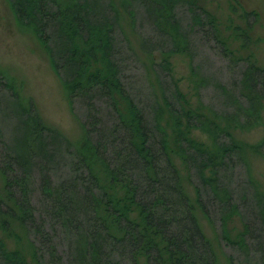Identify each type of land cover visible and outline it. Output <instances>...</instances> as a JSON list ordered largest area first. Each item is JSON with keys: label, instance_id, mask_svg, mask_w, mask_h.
Returning <instances> with one entry per match:
<instances>
[{"label": "trees", "instance_id": "16d2710c", "mask_svg": "<svg viewBox=\"0 0 264 264\" xmlns=\"http://www.w3.org/2000/svg\"><path fill=\"white\" fill-rule=\"evenodd\" d=\"M206 1L7 0L17 24L31 31L48 53L72 112L76 104L85 111V137L75 146L45 124L34 102L25 101L0 70V116L14 124L9 139L0 128L1 225L14 236L15 226L21 229L33 264H218L197 209L221 231L222 241L249 260L251 224L245 223L234 239L229 236L232 221L242 217L230 176L246 165L235 133L263 125L264 66L232 49L231 41L249 50L259 17L241 11L243 25L231 22L226 35ZM238 9L235 2L232 10L239 14ZM182 10L190 15L188 25L181 20ZM122 15L141 50L162 57L151 65L154 81L146 105L122 79L117 59L119 35L126 34ZM141 18L152 35L138 31ZM197 31L216 44L239 75L232 87L215 85L225 101L222 112L203 103L201 93L212 81L196 66L191 68L192 94L183 91L173 74V56L193 63ZM197 132L208 142L198 139ZM263 148L264 140L253 149L263 155ZM62 164L67 179L54 182L52 174ZM38 173L40 215L31 202ZM184 179L195 191L194 200ZM252 191L255 215L264 226V195L256 187ZM227 260L237 264L233 256ZM0 264L32 263L22 249L11 251L0 241Z\"/></svg>", "mask_w": 264, "mask_h": 264}, {"label": "rangeland", "instance_id": "374dc122", "mask_svg": "<svg viewBox=\"0 0 264 264\" xmlns=\"http://www.w3.org/2000/svg\"><path fill=\"white\" fill-rule=\"evenodd\" d=\"M114 1L117 5L119 4V0ZM235 2L239 7V14L232 10ZM204 5L220 22L226 35H229L231 22L241 24L238 21L241 11L257 13L259 19L251 33L253 43L250 49L242 50L240 44L234 40L231 41V47L243 56H254L258 64L264 66V0H207ZM180 17L185 25L190 23V15L187 11H180ZM122 22L126 34H123L124 37L122 34L119 35L120 47L117 56L122 69V79L132 96L142 105H146L150 101L148 94L151 91L148 88L154 81L151 65L155 61L160 62L162 57L146 55L141 50L140 40L132 32L130 21L125 15H122ZM137 27L143 35H152L150 25L142 18ZM192 41L195 46L193 63L183 55L173 56L171 61L174 77L180 81L183 91L192 94L191 68L196 66L202 76L212 81L211 85L205 87L201 93L203 103L222 112L225 109V101L221 91L215 85L218 83L232 87L239 75L230 70L228 63L219 55L214 42L205 40L198 31L192 37ZM0 70L15 82L25 101L32 100L34 102L48 127L61 132L75 146L82 144L85 137V130L82 126V119L85 116L84 109L76 104V112H72L67 92L52 66L48 53L31 31L17 24L7 0H0ZM13 125L12 120L8 121L0 116V128L4 132L5 139L10 138ZM195 136L203 142H208L207 137L199 132ZM235 138L244 148L246 165L242 164L235 170L234 176H230V187L234 192L236 204L241 207L242 217H236L232 221L229 227V236L234 239L239 232L244 230L245 223L251 224L253 231L248 241L249 260L245 259V256L237 248L229 247L225 241L220 239L221 231L215 230L199 209L196 214L204 233L215 249L218 264H229L227 256H233L237 264H264V226L255 215L258 209L255 208L257 204L253 199L254 192L252 191L256 187L264 195V148L263 155L257 154L253 149L264 140V120L262 126L253 130L236 132ZM179 167L183 170L182 165ZM52 178L54 182L67 179L66 167L63 164L61 167L59 166L53 172ZM249 179L254 187L249 183ZM40 181L38 173L31 184V202L37 215H40L43 208V192ZM184 183L187 193L194 200L193 187L188 184L186 179H184ZM4 187V178L0 173V200L4 194ZM246 194H249L248 197ZM213 212H215L213 217L217 220L216 225L219 228L217 209L214 208ZM1 221L0 216V241L11 251L22 249L29 262L33 264L30 244L24 233L14 225L17 228L15 229L16 236L22 238V241H18L16 236L2 228ZM59 237L64 236L60 234ZM59 242L63 244L61 252L66 253L67 243L63 242V238Z\"/></svg>", "mask_w": 264, "mask_h": 264}]
</instances>
